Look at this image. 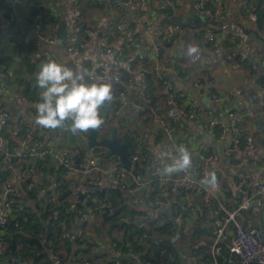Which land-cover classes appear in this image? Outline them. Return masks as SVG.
I'll use <instances>...</instances> for the list:
<instances>
[{"label":"crops","instance_id":"crops-1","mask_svg":"<svg viewBox=\"0 0 264 264\" xmlns=\"http://www.w3.org/2000/svg\"><path fill=\"white\" fill-rule=\"evenodd\" d=\"M5 1L8 5H11L14 0ZM161 1L144 0L140 10L131 7L121 9L122 12L121 10L114 11L113 9L101 8L90 2V0H73L72 3H69V0H35V3L41 10L39 12L42 17L41 20L48 19L51 24L53 23L51 19L54 18L60 25H63L65 20L66 22L69 21V16H73L79 19L80 24H84L82 28L88 29L84 31L83 28L82 31L81 27H78L81 34L89 33L93 35L95 32H103L114 46L123 44L125 55L129 58L135 56L136 53H143L145 47H150L151 51L146 56L145 62H142V66L149 72L158 65H160V69L172 64L179 66V69L188 78V82L179 83L173 76H169V78L175 89L185 94L186 100L183 104L184 106L189 105L190 110L195 115L194 120L191 119L193 120L191 121L183 117L181 110L175 109L177 118L183 121L186 126L184 130L186 137L184 136V139L189 140L188 146L182 144L180 146L185 147L191 154L193 166L199 164L195 160L199 159L201 154L207 153L217 157L215 161L207 163L206 169L210 172V175H215L220 184V189L225 192L227 198L233 196L232 188L236 178L241 176L245 180L247 192L253 196L254 206L248 212L238 216L237 220L239 222L249 220L253 225L264 229V198L256 197V184L260 182L264 174V163L260 159L264 157V107L262 108L258 103L249 101V97L253 93H260L264 97V16L259 25L257 23L250 24L240 12L241 0H224L222 15L214 20L209 19L210 21L204 24H197L199 14L193 9L194 0H178L176 14L182 16L186 22L178 25L179 29L182 26L187 27L190 33L181 30L178 35L179 38L172 46H163V49L158 52L156 45L158 46L160 41L156 32L171 24L165 16L166 10L162 7ZM21 2L22 0H20ZM103 2H106V0ZM250 2L251 4L253 2L259 4V10L264 14V0H250ZM15 10L17 22L13 33L9 35L3 28L5 15L4 10L0 7V63H2L0 65L2 72V76L0 75V111H6L9 114L10 122L14 126L15 124L26 126L29 130L28 141H38L40 148L43 149H63L66 158L70 162L73 164L84 163L90 157L83 147L86 143L84 137L86 134L71 133L68 130L71 121H67L63 129L57 128L54 130L44 129L35 123L36 109L34 105L39 102L40 92L42 91L36 84L35 73L39 70L40 65L45 63L41 58L43 55H49L53 60L73 69L82 64L85 69L90 70L99 63V60L94 56L90 59L89 66L82 59L70 58L58 47L48 45L35 35L34 30L29 25L28 17L23 18L24 14L18 8ZM136 13L144 14L143 22L148 31L143 35L140 43L130 45L128 41L125 42L126 37L114 35L110 22L113 18L118 21L117 23L126 26ZM44 28V33H48L49 27ZM238 31L241 32L243 37L240 46L243 54L234 52L236 48L232 42V35ZM201 32L211 33L219 47L217 53L212 54L209 47L202 43V46L199 47V58L193 60L185 54L186 49L189 45H197L195 35ZM82 37H85V35H82ZM228 57L231 58L228 59ZM138 64L140 65V63ZM148 80L150 96L155 105L160 106V111H165V103L161 93L159 95L158 83L151 76ZM86 82L91 83L93 81L86 78ZM123 87L124 84L118 81L112 86L113 94ZM125 88L128 90L126 104L118 108L116 103L111 102L100 110L102 114L108 111L111 115L117 110L115 116L109 115L112 120L106 126L105 130L107 132L104 134L108 133L107 135H109L110 125L115 119L119 120L117 131L123 121H127V128H130L132 133L139 131L141 122L128 103L131 99L136 98L137 87L126 86ZM211 94L215 95L218 100L214 101ZM235 106L241 108V113L238 116L236 130H232L229 127L227 113L229 109ZM196 107L200 108L202 113L196 112ZM132 115H135L133 121L131 119ZM245 135L253 137L258 159L252 165L251 160L244 156L241 166L233 167L228 160L230 146L235 138H243ZM154 137L150 134L147 138L149 145H152ZM171 143L162 145L160 150H165L168 153L174 149L178 150L172 141ZM99 151H102V154L98 165L102 168V171L111 169L117 159L114 160L111 156L108 158L106 155L102 156L107 152L105 150ZM136 151H139V149ZM59 166L60 164L56 161L49 160L44 163L42 170L36 169L29 172L17 169L14 177L8 178L17 186L15 198L22 202L27 210L32 212L39 223L42 252L53 264H79L76 262L78 257L91 259L93 260L92 264H106L112 262L117 254L120 255L119 260H117L118 264H130L126 261L130 251L121 254L116 246L117 241L123 240L122 233L116 231L108 233L106 226L101 223V213L92 211L87 207V210L89 209L88 218L83 221V216L80 217V223L86 222L85 227L74 223L71 231H67L69 238L60 237V239L69 242L70 250L68 252H55L50 247L46 234L50 220H48V217L44 218L43 215L47 210L49 201L54 196L56 197L54 185L59 176V169L63 170ZM162 169L157 173L160 182L161 180H168L174 175L165 174ZM150 171L155 174L153 169H150ZM103 174L104 172H94L85 178L78 174L68 175L66 186L71 191L77 189L82 193H87L88 197L93 200H91L92 204H96V196L104 192L109 201L114 203L112 204L114 206L112 210L114 211L124 212L126 209H132L147 213L148 216L155 218L156 214L168 208L167 202L157 200L160 204L154 205L155 201H147L149 188L146 186L150 178L146 177V172L145 175H142L147 180L145 181L146 185L138 195L143 201L141 204H133L130 196L125 191L122 193L119 188H112V186L106 184L103 180ZM126 181L128 186L132 185L129 178ZM22 184H24L26 191L22 189ZM28 191L29 193L32 192V196L33 194L35 196L33 198L28 197ZM225 201L230 203L228 200ZM158 209H160V212H157ZM179 218L176 221L181 223ZM231 234L232 227H228L226 235L229 237ZM77 237H82L83 243L77 244ZM183 244L182 242L175 244V247L178 246L177 258L181 264H195L194 259L184 253L186 244ZM81 250L85 251V256L83 254L75 256V253H79ZM132 256L137 259L134 255ZM50 257L57 261L54 262ZM137 261L140 264L138 259Z\"/></svg>","mask_w":264,"mask_h":264},{"label":"built area","instance_id":"built-area-1","mask_svg":"<svg viewBox=\"0 0 264 264\" xmlns=\"http://www.w3.org/2000/svg\"><path fill=\"white\" fill-rule=\"evenodd\" d=\"M114 7L116 9L123 8H137L141 9L143 6L144 0H113ZM178 0H167V4L170 9L177 13ZM203 1L205 0H194L193 9L200 16L206 17L208 19L214 20L215 18L222 15L224 9L218 0H212V7H204ZM233 1V0H229ZM73 0H69V3H72ZM20 4V0H14L8 8V17L5 18L3 28L11 35L14 31V26L17 22L16 20V5ZM240 8L247 10L251 4L248 0L240 1ZM24 16H27L28 19L31 15V9L27 6L23 8ZM41 16L36 14L35 20L29 21L30 27L34 30L35 35L46 42L48 45H53L58 47L60 50L65 52L70 58H80L85 64L90 66V59L96 56L99 60V63L95 67L90 68L91 71H94L96 77L101 82L111 83L112 86L115 85L118 81L124 84V87L119 91H116L113 94L112 103H116V107L120 108L127 102V89L128 87H137V96L134 99L128 101L132 110L136 115H146L150 116L153 119V125L158 124V132L162 134L161 140L156 142L155 145H152L155 155L151 159V166L153 171L157 174L160 172L162 162H165L164 154L168 153L165 150H160L162 145L170 144L173 138V129L169 126V123H176L177 116L175 114L176 102L185 101V94L179 92L175 89L173 83L170 80H167L163 77V72H168L171 74L179 83H187L188 78L184 75L178 74V71L171 67H162L160 65L156 66L152 70V78L156 80L159 87V95L161 93L162 97L165 98L166 104L169 105L166 108L165 113L160 114L154 100L149 93V85L147 83V70L141 68L138 64L142 61L149 53V47H145L143 53H138L135 58L127 59L122 52V49L119 46H114L110 44L102 32H96L93 35L79 32L78 27L72 23L73 16H69V21L66 20L63 22L65 28L66 36L64 40H59L56 36L57 31L60 27V24L55 22L49 25V32L44 33L41 25ZM246 20L250 24H255L257 20V15L254 12H248L245 16ZM144 14L136 13L134 18L131 19V22L134 26L133 33L137 34L138 39H142L143 35L147 33L148 28L143 22ZM142 25V26H141ZM122 24H117L115 27L116 35H123L124 28ZM180 32L179 26L174 24H168L165 28L156 32L157 37L160 35L163 36L165 43H172V39L177 36ZM85 35V37H82ZM203 37L206 41L212 42L211 53H217L218 43L214 36L211 33H204ZM242 34L240 31L232 35V41L235 45L236 50L242 45ZM236 52V51H234ZM232 53V52H231ZM240 53V52H236ZM243 54V53H241ZM233 55V54H232ZM43 61L47 62L48 60H53L49 55H43L41 57ZM111 58V59H109ZM231 57H228L230 59ZM0 75L2 72L0 70ZM195 85V84H194ZM161 86V89H160ZM212 95V99L217 101L218 98ZM176 99V100H175ZM249 101L258 103L262 108L264 107V97L258 94H251ZM189 106V105H188ZM240 109L238 106H235L232 109L228 110L227 119L229 122V127L232 130H236V124L238 123V116L240 115ZM115 112V113H114ZM111 115L110 113H105L100 111V115L103 117L105 123L102 126L101 130L103 131L108 123L112 120V117L117 114V110L114 111ZM196 112L202 113L200 108L196 107ZM183 117L186 119L194 118L193 111L182 112ZM112 116V117H109ZM10 120V116L6 111H0V132L5 127V123ZM35 121V117H34ZM121 126L127 127V121L120 123ZM152 125V127H153ZM78 135L81 133H77ZM11 137L15 139L16 146L13 149H10L6 146V142L2 140L0 135V154L2 155V163L5 164L4 169L10 171L12 175H15L16 169L10 165L11 159H14L17 163L29 160H41L45 162L46 160H54L60 164L63 170L67 172L66 177L73 176L78 174L81 177L85 178L94 172H104L103 180L106 184L119 188L122 192L125 191L129 196L133 204H141L143 201L139 198L140 191L144 188L146 182L143 181V177L132 171V167L126 171L118 161L113 164L111 169L102 171V168L98 165L102 151H94L89 153L90 157L81 165H76L70 162L66 158L65 151L63 149L51 150L48 148H40L38 141H28L27 137L24 138L20 135L19 130L14 127L11 129ZM86 139V135L84 136ZM135 141L138 144V149L143 146V138L134 137ZM183 146L186 144L182 143ZM178 150L174 149L169 152V154L175 155ZM247 157L248 160H251L252 165L256 163L258 159L256 152V144L251 135H245L243 138H235L232 141V144L229 149L228 160L231 166L238 167L241 166L243 157ZM200 160H203L206 165L209 162L215 161L217 157L214 155H200ZM140 159L138 154H132L129 156L130 163H134ZM261 162L264 163V157H261ZM46 161V162H47ZM170 160H167L169 162ZM191 165L190 168L197 170L198 178L195 180H190V172L177 173V176L171 177V183H174L176 186L190 187L200 186L202 190L201 200L204 204H208L212 198L217 202L218 210L212 212V218L214 219V234H215V243L221 240H227L225 243L226 247V260L223 264H264V229L252 224L249 220H243L239 222L237 220L238 216L248 212L254 206L253 196H251L245 186V180L238 176L236 182L233 186V196L227 198L225 192L220 189V184L216 179V187L213 189L208 184L207 187H203V181L205 178L209 177L210 174L206 169V165L195 164ZM29 172L33 171V167L28 170ZM69 175V176H68ZM132 181V185H127V179ZM161 180V181H168ZM59 183H61L59 181ZM55 184L54 188L56 187ZM256 197L264 198V174L258 184H256ZM79 190H74L72 192L73 199H75L76 194ZM172 192H175V187H172ZM16 193V187L11 180L4 181L0 185V229L3 232H6V226L10 220V215L13 209V197ZM166 195V193H164ZM225 200H228L230 203H227ZM18 209H24L25 205L17 201ZM175 203V201H172ZM160 203L155 200L154 205H159ZM69 209H74L75 206L70 202ZM83 221L88 218V211L82 214ZM53 219H57L56 214L53 215ZM228 226L232 227V234L228 237L226 231ZM79 234V233H78ZM65 238H69V234H64ZM180 240V234L175 231L173 236L170 239L172 244H178ZM2 243L0 242V255L2 253ZM120 255H115L112 260L113 264H118ZM216 264V263H214Z\"/></svg>","mask_w":264,"mask_h":264},{"label":"trees","instance_id":"trees-1","mask_svg":"<svg viewBox=\"0 0 264 264\" xmlns=\"http://www.w3.org/2000/svg\"><path fill=\"white\" fill-rule=\"evenodd\" d=\"M90 0V2L96 4L101 8L113 9L114 11H119L121 9H116L113 4V0ZM212 0L203 1L204 7H212ZM250 2V0H248ZM224 0H218V3L223 5ZM259 2V1H258ZM251 4V2H250ZM26 6L31 9V15L28 21L35 20L36 14H39L41 11L35 0H28ZM0 7L4 10L5 18L8 17V8L9 5L5 0H0ZM240 12L244 17L248 12H254L257 15L256 23L259 25V22L263 19L264 14L259 10V4L253 2L251 6L245 10L240 8ZM53 20V23L57 22L56 19ZM48 19H42L41 25L42 29L44 27H49L53 23H49ZM118 21L116 19H111V25L113 27V33L115 34V27ZM58 23V22H57ZM72 23L75 27H81L82 31L85 29L82 28L84 24H80L79 19H72ZM113 23V24H112ZM180 31L184 30L187 33H190V30L187 27H180ZM88 29H85L86 31ZM134 26L131 21L125 26L123 35H116L126 37L125 42H129L130 45L138 44L142 39L137 38V34L133 33ZM93 32V31H92ZM96 33V32H95ZM103 33V32H102ZM203 32L195 35L196 43L198 47L202 46V43L209 47L211 51L212 42H208L203 37ZM105 35V34H104ZM179 33L176 37L172 39V43H165L163 36L158 37L160 44L156 48L158 52L163 49V46L170 47L177 40ZM106 36V35H105ZM107 38V37H106ZM108 42L109 39L107 38ZM233 42V41H232ZM110 43V42H109ZM111 44V43H110ZM114 45V44H112ZM120 44L123 54L125 55V47ZM151 48L149 47V52ZM138 53L135 54L132 58H129L125 55L127 59H133ZM146 57L140 61L141 68L145 69L142 66V62H145ZM2 63H0L1 65ZM171 67L178 71V74L184 75V73L179 69V66L172 64ZM146 70V69H145ZM148 71V70H147ZM149 72V71H148ZM163 77L167 80H170L169 76H172L168 72H163ZM152 77V71L147 74V83L149 85V77ZM185 76V75H184ZM150 87V86H149ZM165 103V110L169 107L166 104L165 98H163ZM176 100V99H175ZM184 101L176 102V109L181 110L182 112L191 111L189 106H184ZM160 114L165 113V111H160V106H156ZM107 113H109L107 111ZM141 126L138 129L139 131L133 132L130 128L119 126L117 131V140L119 143L130 142V148L128 151L132 154H138L140 159L131 164L132 171L145 175L150 178L147 186L149 188V194L147 196V201L149 200H160V202H167L168 208L163 212L156 214L155 218L148 216L147 213L137 212L134 210L126 209L124 212L119 210H112L114 204L112 201L104 195L99 194L96 196V204H92V198L88 197L87 193L77 192L75 199H73L72 192L66 186L65 176L67 172L65 170L59 169V176L55 184L56 197L52 198L49 201L46 212H44V218L48 217L50 220L49 228L47 229V241L50 243V247L56 252H68L70 250V244L63 238L64 234L67 231H71L74 223L85 227L86 222L80 223V217L86 211H98L101 213V223L106 226V231L109 232H121L123 240L117 241L116 246L120 250L121 254H126L128 251L134 255L140 262V264H181L180 260L177 258L176 252L177 247L170 242L171 237L177 231L180 234V243L186 244L185 254H188L191 259H194L195 264H223L226 260V247L225 243L227 240H221L215 243V234H214V219L212 218V212L218 210V205L215 200L210 199L208 204H204L201 200L202 190L200 186L184 187L176 186L174 183L168 181H161L157 174H153L150 169H153L151 166V159L155 155L152 145H155L156 142L161 140V132L153 139L152 145L148 144V137L151 134V128L153 125V119L150 116L146 115H137ZM195 118V116H194ZM194 118H192L194 120ZM191 120V119H190ZM191 120V121H193ZM19 133L22 137L26 138L29 130L26 126L21 124H15ZM10 120L5 123V127L0 132L2 140L6 142V146L10 149H13L16 146V141L11 137V129L15 127ZM169 126L173 129V138L172 142L175 144L176 148L179 149L182 143L188 146L189 140L184 139L186 126L180 119L177 118L176 123H169ZM134 137L143 138V146L136 151L139 147ZM242 139V138H241ZM172 144V143H170ZM107 158L110 157L108 154ZM204 156L208 155L207 153L202 154ZM114 160L116 158L113 157ZM129 159V157H128ZM47 161V160H46ZM41 160H29L23 162H16L14 159H11L9 162L12 167L16 170H29L33 167V170H42L44 163ZM117 161V160H116ZM48 162V161H47ZM169 161L168 163H170ZM76 164V165H81ZM5 164L2 163V155L0 154V182L9 180V177H14L10 171L4 169ZM164 166V162L161 164V169ZM60 167V166H59ZM61 168V167H60ZM189 172L193 174L194 179L198 178L197 170L194 168H189ZM177 176L175 173L172 177ZM59 181L61 183H59ZM0 183V184H1ZM15 185V184H14ZM146 185V184H145ZM16 190L17 186L15 185ZM172 187H175L176 191H170ZM22 189L25 190L24 184H22ZM166 193V195L164 194ZM27 196L33 198L32 192H27ZM104 195V197H103ZM91 196V195H90ZM90 198V199H88ZM92 200V201H91ZM17 199L13 197V209L10 215V220L6 226V232H3L0 229V242L2 243V253L0 255V264H53L48 257L42 252L41 247V236H40V227L38 226V221L36 217L27 210L18 209ZM171 201H175L172 203ZM72 202L75 206L74 209H69L68 206ZM153 203V202H152ZM170 205V206H169ZM89 208L87 210V208ZM56 214L57 219H53V215ZM51 217V218H50ZM182 217L181 223L177 222L176 219ZM229 228L231 226H228ZM65 230H64V229ZM76 243H83L82 237H77ZM181 245V244H180ZM184 245V244H183ZM84 255L85 251L81 250L77 255ZM60 258V256H58ZM61 259V258H60ZM63 260V259H61ZM91 259H81L78 257L76 262L79 264H92ZM106 264H112L110 262ZM127 264V263H123Z\"/></svg>","mask_w":264,"mask_h":264},{"label":"clouds","instance_id":"clouds-1","mask_svg":"<svg viewBox=\"0 0 264 264\" xmlns=\"http://www.w3.org/2000/svg\"><path fill=\"white\" fill-rule=\"evenodd\" d=\"M199 53V47L193 44L187 47L185 54L196 60ZM86 78L93 82H86ZM35 81L42 90L39 102L34 105L37 125L49 130L63 129L66 122L71 121L68 130L73 134L101 130L105 121L100 110L114 98L111 83L101 82L94 71L85 69L82 64L73 69L55 60L40 65ZM164 159L162 171L169 175L186 172L192 165L191 154L183 146L175 155L165 153ZM203 182L213 189L216 187L214 174Z\"/></svg>","mask_w":264,"mask_h":264},{"label":"water","instance_id":"water-1","mask_svg":"<svg viewBox=\"0 0 264 264\" xmlns=\"http://www.w3.org/2000/svg\"><path fill=\"white\" fill-rule=\"evenodd\" d=\"M26 2H27V0H22V2L20 4L16 5V9L18 8V10L20 12H22V14H23V8H24ZM161 4H162V7L165 8V10H166L165 11L166 18L172 24L182 25V24L186 23L185 20L182 18V16L177 15L176 12H174L170 9V7L167 4V0H162ZM121 12H122V10H121ZM24 17L25 16L23 15V18ZM208 21H210L208 18L199 15V22H196V23L197 24H204L205 22H208ZM62 22H63V20H62ZM56 36L59 40H64V38L66 36V32H65V28L63 25H60ZM235 51L242 53L241 48H239ZM175 114H176V112H175ZM134 118H135V115H132L131 116L132 121L134 120ZM118 123H119L118 119H115L111 123V125H110L111 131H109V135H107L108 133L104 134L107 132V130H105V129L103 131L90 130L89 132L85 133L86 134V143L84 144L83 147L87 150V154L94 152V151L105 150L109 156L115 157L117 159V161L119 162L121 167H123L126 171H128L131 167V163L128 159V157L130 155V152L128 151V149L130 148V142L127 141L126 143H122V144L118 142V140H117ZM158 128H159L158 124L155 123L152 127V130H151V134L153 136L157 135ZM195 161H196V163H199L201 165H206V163L203 160H200L198 158ZM209 174H210V172H209ZM189 178H190V180H194V176L192 173H190ZM142 179L144 182L147 181L144 178H142ZM203 187H207V184L203 183ZM112 188H115V187H112ZM157 212H160V209H158ZM181 219H182V217L179 218V220H181ZM50 259L53 260L54 262L57 261L56 259H54L52 257H50ZM126 261L130 264H139L137 259H135L130 253H129V256L126 257Z\"/></svg>","mask_w":264,"mask_h":264}]
</instances>
